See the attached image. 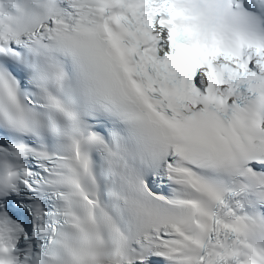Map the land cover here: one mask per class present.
<instances>
[{
    "label": "snow or ice",
    "instance_id": "6c2138e0",
    "mask_svg": "<svg viewBox=\"0 0 264 264\" xmlns=\"http://www.w3.org/2000/svg\"><path fill=\"white\" fill-rule=\"evenodd\" d=\"M0 264H264V0H0Z\"/></svg>",
    "mask_w": 264,
    "mask_h": 264
}]
</instances>
